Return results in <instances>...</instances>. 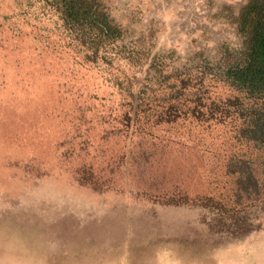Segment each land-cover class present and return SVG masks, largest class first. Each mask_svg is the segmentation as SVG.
<instances>
[{"label": "rangeland", "instance_id": "1", "mask_svg": "<svg viewBox=\"0 0 264 264\" xmlns=\"http://www.w3.org/2000/svg\"><path fill=\"white\" fill-rule=\"evenodd\" d=\"M103 1L131 62H84L0 0V264H264L263 215L216 205L227 161L259 154L233 119L161 103L230 96L214 78L244 0Z\"/></svg>", "mask_w": 264, "mask_h": 264}, {"label": "trees", "instance_id": "2", "mask_svg": "<svg viewBox=\"0 0 264 264\" xmlns=\"http://www.w3.org/2000/svg\"><path fill=\"white\" fill-rule=\"evenodd\" d=\"M26 4L32 11L24 16L51 23L64 46L72 47L84 62L111 66L124 58L118 46L123 30L110 17L103 0H26ZM232 23L240 47L234 51L222 47L224 70L214 78L230 90V96L216 107L209 96L203 103L193 95L192 99H183L191 104L184 107L185 103L180 101L184 90L176 89L163 97L162 114L169 110L175 114L186 108V112L197 115L196 110L202 108L205 121L216 122L217 113L219 121L233 119L238 123L236 137L251 145L259 156L231 157L227 161L225 173L233 180L231 203L216 205L243 219L255 218L251 214L257 211L263 215L264 225V0H244Z\"/></svg>", "mask_w": 264, "mask_h": 264}]
</instances>
